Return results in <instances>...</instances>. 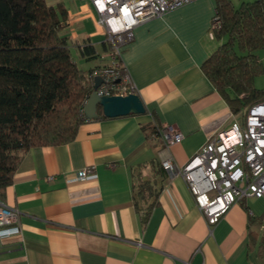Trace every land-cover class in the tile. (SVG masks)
<instances>
[{
  "label": "crops",
  "instance_id": "0c3cea01",
  "mask_svg": "<svg viewBox=\"0 0 264 264\" xmlns=\"http://www.w3.org/2000/svg\"><path fill=\"white\" fill-rule=\"evenodd\" d=\"M88 9V2L80 6L76 13H86L74 22L90 16L92 27L83 30L69 19L64 30L71 40L95 43L89 57L71 46L84 69L107 60L104 35ZM215 13L216 0H191L135 27L122 60L146 112L91 118L74 140L27 150L2 199L18 211L21 231L3 239L0 264H264L250 245V215L264 214V197L241 199L210 226L185 179L158 173L162 157L185 165L233 121L202 68L221 43L209 34ZM155 117L182 140L166 147L158 135L147 136L143 125ZM87 165L94 167L91 176L67 180ZM139 176L160 188L145 225L134 202Z\"/></svg>",
  "mask_w": 264,
  "mask_h": 264
},
{
  "label": "trees",
  "instance_id": "16d2710c",
  "mask_svg": "<svg viewBox=\"0 0 264 264\" xmlns=\"http://www.w3.org/2000/svg\"><path fill=\"white\" fill-rule=\"evenodd\" d=\"M216 11L221 26L215 37L221 43L202 68L232 112L243 114L264 100V88L255 85L256 77L264 73V0L238 6L232 0H216ZM67 20L63 2L0 0V199L28 149L68 143L89 119L84 105L92 92L93 68L81 67L71 46L88 57L97 47L90 38L71 40L64 32ZM99 116L106 117L100 108ZM162 127L156 117L143 125L149 137ZM158 173L165 175V169L159 167ZM155 182L141 176L134 182L142 225L158 203L160 188ZM250 221L255 225L250 245L264 263V214L250 215Z\"/></svg>",
  "mask_w": 264,
  "mask_h": 264
},
{
  "label": "built area",
  "instance_id": "2783aa9c",
  "mask_svg": "<svg viewBox=\"0 0 264 264\" xmlns=\"http://www.w3.org/2000/svg\"><path fill=\"white\" fill-rule=\"evenodd\" d=\"M191 0H88L96 25L104 39L103 64L89 73L92 90L95 77L101 82L95 89L99 95H126L136 92L122 54L134 39L140 23L178 8ZM221 26L213 16L209 34ZM228 129L215 133L183 166H177L170 155L162 157V167L170 175H180L187 182L195 202L207 223L216 224L229 208L243 198L264 197V100L248 107L243 114L233 113ZM158 136L166 147L182 140L183 134L171 126L160 128ZM93 165L79 169L69 182L87 179ZM53 176H49L52 178ZM18 211L0 199V247L5 237L20 233Z\"/></svg>",
  "mask_w": 264,
  "mask_h": 264
},
{
  "label": "water",
  "instance_id": "95a60500",
  "mask_svg": "<svg viewBox=\"0 0 264 264\" xmlns=\"http://www.w3.org/2000/svg\"><path fill=\"white\" fill-rule=\"evenodd\" d=\"M101 82V77H95L94 88ZM93 89L85 105L84 113L89 119L99 116V108L106 117H117L146 112V106L137 92L126 95H99Z\"/></svg>",
  "mask_w": 264,
  "mask_h": 264
},
{
  "label": "rangeland",
  "instance_id": "374dc122",
  "mask_svg": "<svg viewBox=\"0 0 264 264\" xmlns=\"http://www.w3.org/2000/svg\"><path fill=\"white\" fill-rule=\"evenodd\" d=\"M47 1L50 4H57L58 2H63L68 8V20L67 21L68 23H70L69 19H71V23L72 24L74 23L75 27L77 24V27H80V28L83 27V30H86L93 26V18L90 16L82 20H79L77 23L74 22L75 16L86 13V11L84 12L81 11L79 14H77L76 12L80 9V6H82L85 2H88V0H47ZM232 1L236 6H238L243 1H254V0H232ZM255 85L259 88H264V73L256 77ZM260 229L262 228L260 227Z\"/></svg>",
  "mask_w": 264,
  "mask_h": 264
}]
</instances>
